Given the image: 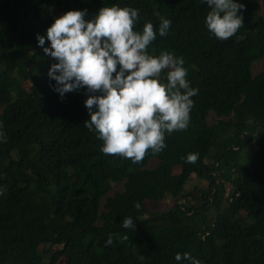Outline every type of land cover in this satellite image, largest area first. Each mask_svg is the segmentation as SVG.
Masks as SVG:
<instances>
[{
	"label": "trees",
	"instance_id": "trees-1",
	"mask_svg": "<svg viewBox=\"0 0 264 264\" xmlns=\"http://www.w3.org/2000/svg\"><path fill=\"white\" fill-rule=\"evenodd\" d=\"M235 2L244 25L220 41L205 0H0V264H180L175 255L186 252L201 264H264V0ZM113 5L139 10L137 31L158 29L156 12L171 20L149 54L182 57L199 90L188 128L166 133L163 151L136 164L100 151L84 126L86 89L53 91L56 61L43 51L54 19ZM189 153L195 164L182 159ZM193 176L207 186L187 188ZM127 217L134 230L123 228Z\"/></svg>",
	"mask_w": 264,
	"mask_h": 264
},
{
	"label": "clouds",
	"instance_id": "clouds-1",
	"mask_svg": "<svg viewBox=\"0 0 264 264\" xmlns=\"http://www.w3.org/2000/svg\"><path fill=\"white\" fill-rule=\"evenodd\" d=\"M205 2L210 8L205 17L208 31L220 41L236 36L244 25L238 14L244 5L235 0ZM86 15V9L67 11L46 29L49 47L43 51L56 61L47 75L55 81L53 91L61 98L65 93L86 89L84 104L89 119L84 126L95 131L102 141L103 154L140 163L149 151L152 155L163 151L166 133L188 128L194 107L191 98L199 90L190 87L182 57L170 52L149 54L157 32L160 37L166 36L172 23L159 12L155 13L160 21L158 29L149 22L141 31L135 30L140 19L138 9L113 5L101 7L90 19ZM37 42L43 47L45 36L37 35ZM162 73H166V83L160 80ZM0 142H6L2 131ZM198 158V153L182 157L190 164ZM134 207L139 209L140 204ZM122 226L135 229L131 217L125 218ZM112 244L113 237L109 235L105 246ZM175 260L180 264H201L187 252L177 253Z\"/></svg>",
	"mask_w": 264,
	"mask_h": 264
},
{
	"label": "rangeland",
	"instance_id": "rangeland-1",
	"mask_svg": "<svg viewBox=\"0 0 264 264\" xmlns=\"http://www.w3.org/2000/svg\"><path fill=\"white\" fill-rule=\"evenodd\" d=\"M259 15L264 18V4L262 2H260V4H259ZM33 19H35L34 14H30L29 15V18L26 19V20H23L20 24H21L22 27H24V26L28 25ZM261 67H262L261 66V62L260 63H256L253 66V68H252V73L254 75H257L261 71ZM29 89H30V87H29ZM208 120H209V123H213V122L217 121V118H215L213 115H210V117L208 118ZM230 148L233 149V146H230L229 149ZM236 149H238V148H236ZM152 165H154V163H152ZM179 171H180L179 168H174L173 173L174 174H177V173H179ZM190 181L191 182L189 183V185L187 186V188L189 186H193L194 184H197L198 186H201V187L207 186V182H202V180L197 179V177H195V176H193ZM121 190H122V188H121V185L120 184L113 185V188H112V191H111L110 195H113V194H115L117 192H121ZM103 203H104V201L102 200V202H101V209H102ZM165 204L163 203V204L160 205V210H164V209L167 208V202ZM148 206L151 207L152 206L151 203H148ZM57 264H66V260L62 258L60 261H58Z\"/></svg>",
	"mask_w": 264,
	"mask_h": 264
}]
</instances>
